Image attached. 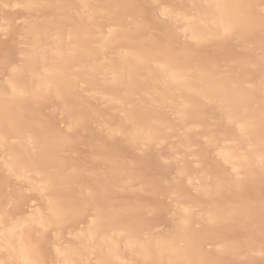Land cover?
Returning <instances> with one entry per match:
<instances>
[{"label":"bare ground","instance_id":"1","mask_svg":"<svg viewBox=\"0 0 264 264\" xmlns=\"http://www.w3.org/2000/svg\"><path fill=\"white\" fill-rule=\"evenodd\" d=\"M0 264H264V0H0Z\"/></svg>","mask_w":264,"mask_h":264},{"label":"rangeland","instance_id":"2","mask_svg":"<svg viewBox=\"0 0 264 264\" xmlns=\"http://www.w3.org/2000/svg\"><path fill=\"white\" fill-rule=\"evenodd\" d=\"M140 8H142L143 9V7H140V6H138V7H136V9L135 8H133V9H131V15H133V17H134V15H135V18H138V19H140L141 21V23L142 24H149L150 22L148 21V20H145V19H143V16H142V14H144L143 13V11L140 9ZM138 10V11H137ZM144 10V9H143ZM137 15H140V17L139 16H137ZM142 20H144L145 22H142ZM153 39V40H152ZM152 39H149V40H147V41H149V42H151V43H153V44H158L157 46H159L160 47V44H162L163 45V47H165L166 46V44L164 43V42H162V40L160 39V38H156V40H154L155 38H152ZM147 41H145V43H147ZM155 41V42H154ZM148 42V43H149ZM165 44V45H164ZM162 47V46H161ZM89 138H91V139H89ZM87 139H88V141L89 142H91V141H94V140H96V138H95V136L94 135H90L89 137H87L86 139H85V141H83L81 144H79V145H77V144H73V145H75V146H70V149H73L74 148V150H76V151H78L79 152V155L81 156V154H82V156L85 154V151H86V143H88V141H87ZM87 141V142H86ZM77 146V147H76ZM78 146H80V147H78ZM73 147V148H72ZM114 153V154H113ZM110 154H112L113 156H117V157H121V156H124L125 155V151H123V150H114L113 152L111 151L110 152ZM79 162H81V161H78V162H76L75 164L76 165H81ZM144 171V170H143ZM144 173V172H143ZM84 182L86 183L87 182V180H84ZM159 224H162V223H160V222H162L161 221V219L159 218ZM157 221V222H158Z\"/></svg>","mask_w":264,"mask_h":264}]
</instances>
